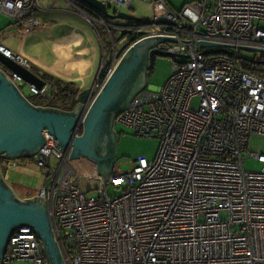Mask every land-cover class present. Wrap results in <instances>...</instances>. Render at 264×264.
Masks as SVG:
<instances>
[{
	"label": "built area",
	"instance_id": "obj_1",
	"mask_svg": "<svg viewBox=\"0 0 264 264\" xmlns=\"http://www.w3.org/2000/svg\"><path fill=\"white\" fill-rule=\"evenodd\" d=\"M65 1L92 26L106 27L112 41L80 121L128 47L149 36L176 39L155 46L172 54L167 80L136 95L113 121L115 136L128 130L158 138L155 158L138 155L129 170L102 177L93 161L69 159L70 148L60 150L49 134L33 155L44 178L39 196L65 263L264 264V153L248 151L251 133L264 134V71L244 69L241 46L197 41L264 48V0H196L180 10L167 0H138L153 4V18L114 25L79 0ZM101 1L125 10L135 0ZM37 7L40 0H0V13L24 28L39 25ZM113 30L121 32L119 41L128 37L119 54ZM0 53L32 71L25 54L1 42ZM6 75L16 87L25 82L33 94L50 99L48 81L39 89L13 71ZM246 157L262 163L260 170H245ZM108 186L119 192L110 196ZM92 189L97 195L87 196ZM15 260L50 264L30 226L9 237L2 264Z\"/></svg>",
	"mask_w": 264,
	"mask_h": 264
},
{
	"label": "water",
	"instance_id": "obj_2",
	"mask_svg": "<svg viewBox=\"0 0 264 264\" xmlns=\"http://www.w3.org/2000/svg\"><path fill=\"white\" fill-rule=\"evenodd\" d=\"M79 1L99 12L104 18L127 21L121 24L142 20L125 10L111 11L101 0ZM166 38L176 40L174 36L155 35L145 37L128 47L96 93L82 121L79 120L80 113L83 104L92 93V86L78 91L77 103L72 110L35 105L19 91L0 68V159L33 156L45 144V134H49L60 150L70 148L69 159L87 158L96 164L97 173L102 177L108 176L114 168L116 146L114 118L120 111L129 107L136 95L148 89L147 73L153 65V56L155 54L172 56L171 53L155 48ZM197 41L202 46H241L264 53V48L261 47ZM221 49L216 50L219 52ZM0 64L39 89L44 86V79L2 53ZM79 126L81 130L77 134L75 127ZM23 226H30L36 232L50 264H66L53 231L45 200L38 195L18 198L0 169V264L11 233Z\"/></svg>",
	"mask_w": 264,
	"mask_h": 264
},
{
	"label": "rangeland",
	"instance_id": "obj_3",
	"mask_svg": "<svg viewBox=\"0 0 264 264\" xmlns=\"http://www.w3.org/2000/svg\"><path fill=\"white\" fill-rule=\"evenodd\" d=\"M43 4H46L48 1L52 0H40ZM64 0H56L54 2V8H56L59 4L58 2H63ZM169 5L175 9L180 10L186 2L196 1V0H167ZM42 9V8H41ZM40 7H37L36 10H41ZM119 10L120 8L116 5H110V10ZM127 12L138 16L142 19L149 20L154 16V7L150 2H142L135 0L131 8L125 9ZM71 11V9H69ZM74 13V12H73ZM73 16L82 21L84 17L82 15ZM86 21V20H85ZM105 22L110 24H121L127 22L124 19H107L105 18ZM87 25V26H86ZM85 27L91 32L93 40L100 44V37L103 41V49L104 53L109 51L112 46V41L109 35L107 28L103 27L101 24L92 26L86 24ZM21 24L15 22L10 17L0 13V40L6 42V37L17 27H20ZM113 38L115 42H117L116 54H119L123 48L128 43V37L123 38L121 41V32L118 30L112 31ZM100 35V37H99ZM207 48L204 47V50ZM235 50V49H232ZM100 51V50H99ZM102 51V48H101ZM240 57H245L248 59H264V53L254 49H244L240 48L239 51ZM102 57V54H101ZM102 59V58H101ZM0 68L6 73L9 74L11 70L7 67H4L0 64ZM172 69V61L171 57L162 54H155L153 56V65L148 70L147 73V88L150 86H159L162 85L167 78L169 77ZM38 74L39 71L34 70ZM19 91L27 98L33 99L37 95L33 94L27 85V83L23 82L21 85L17 87ZM156 91V90H154ZM192 105H197L198 99L195 98L192 100ZM117 130L120 127H116ZM160 147V140L156 137H144V136H136L133 133L125 130L124 132H120L116 136V146H115V157L113 161V166L115 170L126 171L131 168L130 160L135 159L138 155H144L148 159H153L158 153ZM248 151L251 152H263L264 153V134L251 133L249 137ZM246 156V152H244ZM10 164V170L8 173V181L7 184L14 191L15 195L19 198H29L35 195L39 196L40 189L42 187L44 178L37 166L34 164L33 156H20L14 159L2 158L1 167H5V165ZM262 166V163L258 162L253 157H246L244 168L247 171H259ZM81 185L86 189L87 181L85 178H82L80 181ZM94 183H97L95 181ZM109 195L112 196L118 193V190H115L111 186H108ZM97 189H92L87 192V196H96ZM47 204V203H46ZM11 264H33L32 261L29 260H15L12 261Z\"/></svg>",
	"mask_w": 264,
	"mask_h": 264
},
{
	"label": "crops",
	"instance_id": "obj_4",
	"mask_svg": "<svg viewBox=\"0 0 264 264\" xmlns=\"http://www.w3.org/2000/svg\"><path fill=\"white\" fill-rule=\"evenodd\" d=\"M55 1L46 4L40 1L42 9L33 13V17L39 21L38 26L17 27L5 38L6 42H0L25 54L30 60L32 71L38 76L50 75L73 82L80 91L91 87L97 77L101 54L103 56V41L100 35V44L93 40L91 32L85 27L86 24L92 25L85 18L82 21L76 19L73 14H79L73 13L67 1L64 0V4L58 2L59 5L54 8ZM159 86H150L148 89L157 90ZM39 105L48 106L45 101ZM10 167V164H6L2 168L0 164L6 182Z\"/></svg>",
	"mask_w": 264,
	"mask_h": 264
},
{
	"label": "trees",
	"instance_id": "obj_5",
	"mask_svg": "<svg viewBox=\"0 0 264 264\" xmlns=\"http://www.w3.org/2000/svg\"><path fill=\"white\" fill-rule=\"evenodd\" d=\"M241 63L244 69L248 70L249 72L259 74L264 71L263 58H259V59L242 58ZM41 77L47 80L52 86L50 99L45 101V103L48 106L58 107L66 111L72 110L75 107L77 103L76 95L79 90L75 83L70 81H63L61 79H58L50 75H41ZM30 101L35 105H39L44 102L38 96H36ZM1 163H2V159H0V164Z\"/></svg>",
	"mask_w": 264,
	"mask_h": 264
}]
</instances>
